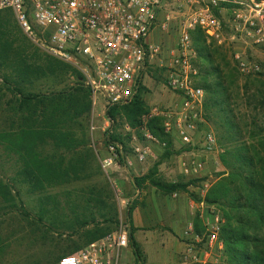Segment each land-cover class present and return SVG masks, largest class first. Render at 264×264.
Masks as SVG:
<instances>
[{
  "label": "trees",
  "instance_id": "obj_1",
  "mask_svg": "<svg viewBox=\"0 0 264 264\" xmlns=\"http://www.w3.org/2000/svg\"><path fill=\"white\" fill-rule=\"evenodd\" d=\"M16 32L15 22L0 14V98L6 94L9 97L4 108L6 116L1 121L7 132H0V144L14 154L19 164L15 171L16 182L26 186L30 193L42 194L54 186L88 176V157L80 151L86 140L77 137L73 128L91 112L90 93L77 69L43 53L36 46H29V42ZM190 35L197 58L194 63L198 70L197 86L205 93L202 110L206 119H214L220 149L218 160L222 167L203 198L196 200L214 207L220 215L219 264H264V73L241 74L228 52L208 40L201 30L194 29ZM67 76L76 81L65 89L53 92L37 89L42 79L61 84ZM145 90L142 87L127 104L106 110L105 116L110 122V127L105 130L106 147L110 144L124 147L117 130L122 121L136 128L142 116H149V106L142 98ZM146 128L165 144L166 150L171 148V136L164 132L161 118H147ZM157 174L154 167L143 177L135 178V187L138 189L142 183H148L162 194L172 195L187 193L189 186L198 181L168 183ZM5 188L0 183L3 196L0 195L9 208L15 207V202L6 198ZM191 196L195 195L191 193ZM98 202L102 203L101 200ZM38 205L37 221L40 223L47 218L49 205H54V211L60 206L53 197L44 194L39 196ZM133 210L134 207H128L126 211L129 224ZM102 215L107 226H99L95 221L78 223L81 228L88 224L92 227L79 235L78 242L64 244L62 252L54 254L55 263L115 230L111 228L115 223L110 217L111 212ZM52 223L55 225L56 220ZM75 225L76 221L62 220L59 226L74 230ZM192 226L193 235L202 237L199 219L195 218ZM128 244L132 248L134 264H143L144 258L134 240L132 227Z\"/></svg>",
  "mask_w": 264,
  "mask_h": 264
},
{
  "label": "rangeland",
  "instance_id": "obj_2",
  "mask_svg": "<svg viewBox=\"0 0 264 264\" xmlns=\"http://www.w3.org/2000/svg\"><path fill=\"white\" fill-rule=\"evenodd\" d=\"M187 11L188 8L182 2L163 1L160 19L168 16L170 20L166 30L163 31L160 26L154 29L151 41L162 43L167 51L173 49L178 38L179 23L183 19V13ZM0 14L15 22L17 35L23 40L25 38L29 46L31 44L39 48L23 32L12 11ZM219 46L231 57L234 51L244 52L246 57L260 65L258 73H264L263 50L230 28H223L222 44ZM39 50L42 51L41 48ZM196 59L195 54L193 63ZM234 64L236 65L235 61ZM75 81L72 76L64 77L61 84H53L51 79H42L38 82L37 89L41 92L60 91L73 85ZM144 83L146 90L142 98L149 106V116H142L136 128H131L127 121H122L123 124L117 127L125 144L123 157L125 160L119 162L120 167H112L108 176L102 171L99 163V158L106 155L105 130L110 127V122L105 116L106 111L91 107L87 118L77 121L76 124H79L75 125L73 130L77 137H84L86 140L80 151L88 157V176L86 179L54 186L42 193L53 197L60 205L57 211H54V205H49L47 218L42 223L37 221L38 199L42 194L30 193L26 186L16 182L15 171L19 164L14 154L7 151L6 147L3 149L1 147L3 145L0 144V183L6 187L8 195L6 198H11L16 204L15 207L9 208L0 193L2 195H0V264H55L54 254L60 250L62 252L64 244L78 242L79 235L92 227V224H88L86 228H81L78 223L95 221L99 226H107L102 213L108 211L115 222L111 225L112 230L120 224L127 225L129 231L130 227L134 229V240L143 258L145 257L143 264H169L168 256H174L176 263L181 264L183 256L188 254H196V257L201 258L202 262L197 264L220 263L221 249L217 243L206 249L208 256L204 259L205 249L194 243L192 226L195 218L199 219L203 229L202 237L206 241L208 230L214 231L221 221L214 207L196 200L203 198L208 185L222 171L218 160L219 147L211 151L203 147L205 134L210 132L215 137L214 119H206L202 110L203 121L196 123L189 143L183 142L174 130L170 133L165 132L171 136V148L166 150L165 145H152L154 158H147L143 163L136 162L131 142L133 137L143 139L142 128L146 126L147 118L159 117L163 125L169 115L174 119L177 115L185 113V99L166 86L164 69L158 67L149 69ZM8 99L7 94L6 97L0 98V132H7L6 127L1 126V121L4 115L6 116L4 108ZM191 160H200L204 163L203 170L197 176L184 175L181 170L182 163ZM128 161L131 165L127 164ZM154 167L157 169L158 177L168 183H186L194 179L198 181L195 185L189 186L187 193L172 195H164L148 183H142L137 189L134 179L143 177ZM191 193L195 196L192 197ZM99 200L102 203H99ZM128 207H134L131 224L126 219ZM53 219L56 220L55 225L52 223ZM62 220H71L72 223L76 221L77 225L74 226V230L64 229L59 226ZM132 253V248L128 244V248L122 253L124 264L135 263Z\"/></svg>",
  "mask_w": 264,
  "mask_h": 264
},
{
  "label": "built area",
  "instance_id": "obj_3",
  "mask_svg": "<svg viewBox=\"0 0 264 264\" xmlns=\"http://www.w3.org/2000/svg\"><path fill=\"white\" fill-rule=\"evenodd\" d=\"M169 0H0V11L9 10L23 32L39 48L77 69L90 93L92 109L107 110L130 102L145 87L149 69H164L166 86L185 99V113L168 119L164 132L172 130L189 143L196 123L202 122L204 91L197 86L198 70L193 60L191 40L194 29L201 30L208 40L222 44L224 27L264 52V0H173L188 8L179 23L176 45L167 51L162 43L151 41L158 26L167 29L168 16L160 19L162 2ZM224 49V48H223ZM233 61L241 74L260 72V65L234 51ZM170 120H174L171 122ZM142 140L133 137L132 154L136 162L154 158L152 145L164 146L144 126ZM203 147L217 150L212 133L204 136ZM124 147L110 144L99 158L102 171L108 176L112 167L125 160ZM129 165L131 162L128 161ZM200 160L183 162L184 175L197 176L203 170ZM127 225L120 224L113 232L81 249L60 258L55 264H124L123 251L128 248ZM207 240L194 236V243L205 249L218 240V228L208 230ZM192 251V249H189ZM200 257L184 255L181 264L201 263Z\"/></svg>",
  "mask_w": 264,
  "mask_h": 264
},
{
  "label": "crops",
  "instance_id": "obj_4",
  "mask_svg": "<svg viewBox=\"0 0 264 264\" xmlns=\"http://www.w3.org/2000/svg\"><path fill=\"white\" fill-rule=\"evenodd\" d=\"M152 39H153V34H152ZM42 50V49H41ZM43 51V50H42ZM45 54H47V55H49L48 53H46L45 52ZM49 56H51V55H49ZM51 57H53V56H51ZM53 58H55V59H57L56 57H53ZM57 60H59V59H57ZM145 258V257H144ZM168 262H169V264H177L176 262V259L174 258V256H168V260H167Z\"/></svg>",
  "mask_w": 264,
  "mask_h": 264
}]
</instances>
